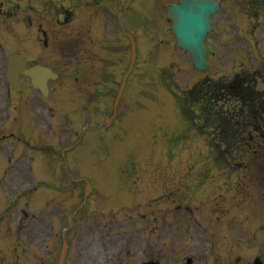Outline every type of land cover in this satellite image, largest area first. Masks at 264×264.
Wrapping results in <instances>:
<instances>
[{
  "label": "rangeland",
  "instance_id": "rangeland-1",
  "mask_svg": "<svg viewBox=\"0 0 264 264\" xmlns=\"http://www.w3.org/2000/svg\"><path fill=\"white\" fill-rule=\"evenodd\" d=\"M59 1L60 4H65V7L71 5L73 8L79 2L0 0V119L4 118V114L17 109L18 115H24L28 110L26 103H31L30 100H38L40 103L41 95L33 89L28 80L24 81V90L17 100V94H12L15 102L10 97L5 82L8 56L13 50L27 49L35 52L41 62H49L58 69L60 79L50 84V95L46 101L41 98L43 102L41 101L40 105L49 107L50 101H53L58 109L56 114L61 119L57 127L62 121L71 126L70 132L64 128L63 138L60 135L58 138H49L46 131L41 141L28 140L35 147L24 149L23 156L29 161L17 160L19 156L13 154V149L11 151L14 144H9L12 139L7 137V142L0 145V158L3 159L0 162V206L4 198L10 197L9 194L15 190L14 195L18 196L19 192L24 193L29 187H33L30 183L21 185L22 179H29L26 171H31L32 179H48L52 182V172L59 173L65 162L60 155L62 148L73 145L82 135L81 146L74 147L75 150L66 156L74 169L73 173H79L78 177L90 179L95 186L93 192H96H92L93 195L91 194L84 206L86 210L77 214L72 226L69 237L73 242V255H86L88 264H110L111 261L112 264H142L145 259L157 257L164 262L173 259L178 264H185L184 258L198 256L203 250L214 246L217 252L224 251L221 252L224 264L236 261L237 255L231 253L235 247L241 254L250 255L244 259H250L252 262L259 254V251L255 250L258 248L256 243L264 237V160H259L257 163L260 165L254 169L250 165L255 163L250 160L255 157H246L248 154L244 157V154L238 156L242 153H235L236 161L231 162L234 167H231L228 161L219 159L217 154L227 146L220 148L216 142L211 144L209 139L212 141L214 135L211 138L204 137L201 134L203 129L198 125L191 126L189 120L181 113V105L174 99L176 97L180 101L174 91L177 90L176 83L186 89L194 86L197 80L205 75L220 78L226 73L234 74V64L238 62L235 52L239 54L244 44L243 31L239 33L233 29L234 20L240 15L239 4H244L247 0H220L223 8L221 13L215 16L216 27L207 41L215 56L211 57L212 67L206 72L194 69L189 54L175 45V37L166 18V8L168 4L179 0H139L137 5L144 7L139 10L144 13L143 26L140 27L139 21L133 24L132 29L129 28L137 37L139 55L136 69L128 84L127 96L124 97L127 106L124 115L121 114L124 118L117 122L112 130L96 133H82L83 126L87 124L85 111L87 108L91 109V98L99 104L97 106L100 111L97 114L90 113L92 127L104 122L105 117L111 114L115 95L113 93L103 96L100 91L111 85L117 92L130 62L131 47L127 44L124 46V53H110V62L104 78L99 75L104 74L101 70L107 61H101L100 56L96 57L94 52L99 50L92 48V45L81 44L84 64L78 66L77 60L74 61L71 55L67 57L56 50L58 44L68 41L72 45L74 40L81 43L82 40H96L97 45L104 47L107 44L98 37L87 36L91 16L95 17L92 15L94 11L86 15L88 1L84 0L86 10H78L80 6L76 7L78 16L68 25L57 23L58 9L54 6ZM133 17L134 15L128 14L130 20ZM137 17L138 21L140 16ZM260 18L264 20V16ZM249 21L251 17L245 16L243 27H247ZM93 22L94 20L92 25ZM41 24L49 29L48 34L52 41L50 54L45 53L40 43L44 40ZM260 27L264 28L262 25ZM84 32L85 39L82 36ZM220 38L224 42L221 47L218 45ZM80 70L84 71L85 78L77 82L75 77ZM90 91L99 95H92ZM107 101L109 108L106 106ZM25 104L23 112L21 109ZM38 105H33V112L38 114L40 111V114L47 118L48 114L42 113L43 106ZM66 115L70 116L72 123ZM126 115H130L127 119L136 122L133 129L126 126ZM30 120H34L32 112ZM159 125L165 127L158 130ZM39 126L43 127V123L40 122ZM10 127L8 123L0 125V136L9 134ZM166 127L171 128L172 133L167 134V137H172L171 141L166 137L157 138L155 135ZM31 129L34 130L33 127ZM52 130L55 134L56 131ZM49 134L51 137L52 132L49 131ZM179 134H187V137H180ZM34 150L44 154L38 157ZM47 151L48 154L44 157ZM164 153H173L176 157L158 158L157 155ZM130 154H134L133 158L128 156ZM16 160L21 162L16 163ZM12 165L15 169L18 165L17 168L24 173L11 174ZM253 169L252 174L247 173ZM124 175L128 182L124 181ZM15 180L18 182L17 189L13 183ZM63 180L64 184L72 185L66 177L61 178L60 183ZM50 187L52 186L43 185L38 188L41 191L38 190L36 194L33 192V195L18 197L20 202L7 210L9 214L6 215L13 228L9 237L10 244L24 249L17 255L8 252L9 256L0 258V264L46 262L41 253L42 239H46L47 231L53 232L55 236L61 234L62 229L66 228L64 226H67L68 215H72L84 199L83 186H80V193L66 192L59 199L65 206L64 218H55L52 230L51 224L46 226L42 216L45 209L47 211L48 207L56 206L57 201L51 200L55 194H51ZM170 192L176 202L197 208L195 219L190 221V217L183 213L180 216L174 215L173 205L166 210L169 203H165L163 196H171ZM21 210H26L28 216H24ZM171 210L172 213L168 214ZM148 213L149 219H142V216ZM155 216L159 219H155ZM134 229L138 230L131 232ZM212 233H215L216 237H212ZM152 249H157V252L153 254ZM146 250L148 252H145ZM217 252L216 255L219 254ZM147 253L150 255H145ZM261 259L264 264V258ZM75 264H79L78 261Z\"/></svg>",
  "mask_w": 264,
  "mask_h": 264
},
{
  "label": "water",
  "instance_id": "water-1",
  "mask_svg": "<svg viewBox=\"0 0 264 264\" xmlns=\"http://www.w3.org/2000/svg\"><path fill=\"white\" fill-rule=\"evenodd\" d=\"M204 5L207 6V4H204ZM198 7H201L199 0H184L183 3L180 6H177L176 8V14L174 15V18L176 17V30L178 32L180 43H181V39L183 38L180 33L181 29H184L183 23H186L189 18L192 19L191 16H193L194 12L196 11ZM213 7H216V6L213 5ZM202 10L204 11V8H202ZM209 10L210 9L208 7L206 11L202 13L205 19H207V14L210 11H212V10L210 11ZM177 13H179V15H177ZM200 27L203 30L204 27L202 26V24L200 25ZM187 31L191 37V41L193 42L199 39V37L201 36V34L198 31L197 33L196 32L193 33L194 32L193 30H187ZM183 40L185 41V43L190 42V41H186L184 38ZM196 52L197 53H194V57L195 59L196 58L199 59L201 55L198 53H201V49H197ZM29 60H33V57L26 55V54H14L11 57L9 61V65H10L9 78L12 81V84L15 87H18L20 74L24 72L32 77L33 84L36 87H39L40 89H42L43 92H46L47 79H44L43 77H41L42 76L41 73L48 72V74H50L49 76L51 77H55V75L51 73L49 70L42 69L41 67H33L32 69H29V70L26 69L25 65H26V62H28Z\"/></svg>",
  "mask_w": 264,
  "mask_h": 264
}]
</instances>
